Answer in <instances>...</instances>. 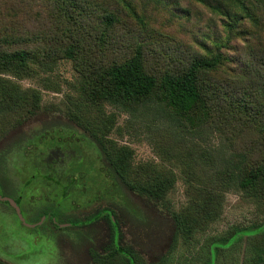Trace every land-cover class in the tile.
<instances>
[{
    "label": "rangeland",
    "instance_id": "obj_1",
    "mask_svg": "<svg viewBox=\"0 0 264 264\" xmlns=\"http://www.w3.org/2000/svg\"><path fill=\"white\" fill-rule=\"evenodd\" d=\"M108 12L115 17L112 23ZM5 35L15 39L13 49L32 52L33 72L23 78L3 76L40 90L42 105L34 116L22 112L17 120L0 119V149L22 132L30 135L7 156L18 199L0 193V264L105 263L91 254L85 235L94 227V235L108 242L107 217L92 228L56 227L51 214L32 219L44 207L60 209L68 221L104 207L114 210L124 244L134 247L145 264H178L186 256L195 260L208 235L264 222V198L236 189L225 191L220 217L190 243L176 233L171 215L190 206L201 182L213 181L215 175L205 173L224 168L250 140L260 141L255 126L229 102L243 99L252 117L264 102V0H0V41ZM68 46L73 47L69 54ZM215 57L218 67L200 76L205 103L187 117L154 95L125 107L86 99L101 71L114 63L139 58L160 81L196 58ZM227 88L241 92L227 95ZM72 112L80 119L72 120ZM50 120L58 126L40 130ZM97 127L117 145L130 147L135 166L156 165L175 173L166 200L129 196L119 188L90 136ZM261 149L258 144L252 158L258 159ZM263 239L264 232L253 238V245L258 248Z\"/></svg>",
    "mask_w": 264,
    "mask_h": 264
},
{
    "label": "trees",
    "instance_id": "obj_2",
    "mask_svg": "<svg viewBox=\"0 0 264 264\" xmlns=\"http://www.w3.org/2000/svg\"><path fill=\"white\" fill-rule=\"evenodd\" d=\"M106 17L108 23L115 20L111 12H108ZM15 42V39L7 35L0 41V119L3 121L6 119L17 120L20 117L18 114L22 112L26 113L25 117L34 116L40 111L42 105L40 90L23 88L15 80L3 76L13 75L16 78H23L33 72L30 64L32 52L26 47L13 49L12 46ZM71 49L73 47L68 46V54ZM218 61L217 57L214 59L196 58L184 70L167 73L160 81L145 71L139 58L130 59L120 64L114 63L101 71L98 84L86 99L90 103L109 102L119 107H125L154 95L158 102L165 104L164 107L181 117H187L190 112L198 108L200 103H205L199 85L200 76L206 70L216 69ZM261 62L264 64V59ZM236 88L238 89V87ZM240 92V90L226 89L227 95ZM217 93L220 94L219 91ZM261 96L264 99V91ZM238 101L232 100L229 105L233 107L235 105L243 114L244 121L255 126L260 141L250 140L251 143L243 148L245 151L233 154L226 161L227 165L224 168L214 170V174L205 173L207 177L211 178L215 175L212 178L213 181L209 184L201 182L200 187L196 188L197 194L194 195L187 209L171 213L176 233L182 236L187 243L194 239L197 240V234L201 228L204 229L208 223L220 217L225 202V191L242 190L249 196L264 198V102L259 103V111H255L252 117L247 114L249 108L242 104L243 99ZM69 117L75 121L80 119L75 112L70 113ZM224 119L227 121L225 114ZM71 125L73 126L72 123L67 124L70 127ZM57 126L58 123L55 120H50L40 130L47 131ZM217 129L219 130V127ZM98 130V127L95 128L90 132V136L98 144L103 161L119 188L125 193H129V196L135 194L154 201L166 200L174 189L175 173L156 165L135 166L133 151L130 147L117 145L114 140L108 137V131L99 134ZM29 138L30 135L22 132L10 145L0 149V193L2 197L18 199L16 188H13L7 174V156L14 150L21 149ZM258 144L262 148L261 154L258 159L252 158V153ZM219 153L221 154V151ZM191 176L201 180L195 174L191 173ZM46 214L52 215V222L56 227H61L65 223L92 228L96 221L107 217L111 224L108 242L104 243L94 235L96 233L94 227L88 230L85 235L91 254L98 260L105 261L104 264H145L142 255L134 247L124 244L123 232L114 210L104 207L83 220L68 221L60 209L51 211L49 207H44L32 219L38 222L39 215ZM263 232L264 222L248 226L247 229H229L224 234L208 235L202 243L203 245L198 247V254H194L195 260L198 262L201 260L202 264H264V239L261 240V244L262 242L263 244L258 248L253 245V238ZM243 236H247V244L244 247L241 245ZM194 246L197 247V243ZM196 247L192 246L193 249ZM195 260L192 256H186L183 262L179 261L178 264H193Z\"/></svg>",
    "mask_w": 264,
    "mask_h": 264
},
{
    "label": "water",
    "instance_id": "obj_3",
    "mask_svg": "<svg viewBox=\"0 0 264 264\" xmlns=\"http://www.w3.org/2000/svg\"><path fill=\"white\" fill-rule=\"evenodd\" d=\"M2 196V195H1ZM4 199L10 200L9 198L3 197Z\"/></svg>",
    "mask_w": 264,
    "mask_h": 264
}]
</instances>
